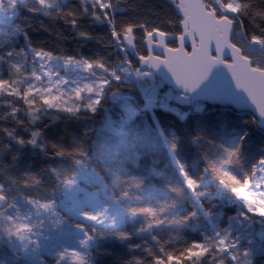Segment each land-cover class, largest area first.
Listing matches in <instances>:
<instances>
[{"label": "snow or ice", "instance_id": "obj_1", "mask_svg": "<svg viewBox=\"0 0 264 264\" xmlns=\"http://www.w3.org/2000/svg\"><path fill=\"white\" fill-rule=\"evenodd\" d=\"M15 3L16 0H7L6 6L0 3V12ZM32 3L35 11L51 21L62 20L68 25L78 46L94 41L115 49L121 58L110 65L98 56L84 58L63 48L59 53L31 44L22 49H5V41L0 39V245L11 246L17 264H29L63 225L40 175L12 172L18 148L34 147L45 155L51 153L54 158L71 160L77 168L86 156L83 142L71 135L63 138L66 142L49 143L42 134L48 124L41 127L38 123L44 117L49 118V123L61 116L65 123L82 119L84 113H94L122 81L130 76L148 77L150 70L161 64L187 91L194 90L216 65L223 64L235 87L247 94L264 117V0H165L166 18L157 13L155 20L130 15L136 6L126 0H79L78 4L69 0L65 7L60 0ZM125 16L127 19H121ZM95 26L102 27L103 35L90 30ZM56 37L67 39L60 32H56ZM189 43L190 52L186 50ZM224 56H230L231 62L226 63ZM61 68L66 75L60 74ZM70 84L74 87L69 89ZM6 153L11 157L7 164L3 163ZM225 154L222 162L208 165L212 177L243 203L246 214L241 219H248L250 213L264 218V159L237 179L225 168L240 164V146L225 150ZM178 167L184 187L193 196L201 195L197 192L199 183L187 175L183 166ZM45 171L55 177L58 187L71 189L76 182L73 170L53 167ZM117 173L118 169L111 172L109 198L119 213L145 218L137 232L147 234L151 241L135 245L142 255L127 264H246L248 252L227 231L217 232L202 242L179 243L175 235L161 239L160 230L165 226L179 229L196 213L168 220L165 213L174 207V202L159 209L121 205V201L132 198L130 188L139 189L141 183L121 179ZM171 191L177 196L180 193L178 189ZM107 213L105 208L95 215L84 214V219L95 225L107 221L115 226V217L110 219ZM76 227L84 232L79 247L87 249L93 237L83 226ZM47 251L55 257V264H89L86 255L77 249L57 250L50 246Z\"/></svg>", "mask_w": 264, "mask_h": 264}, {"label": "trees", "instance_id": "obj_2", "mask_svg": "<svg viewBox=\"0 0 264 264\" xmlns=\"http://www.w3.org/2000/svg\"><path fill=\"white\" fill-rule=\"evenodd\" d=\"M73 2L78 4L79 0ZM126 2L136 6L130 13L134 17L155 20V14L159 13L166 18L167 10L163 7L165 0ZM67 4L61 6L65 7ZM34 9L32 0H16L12 18H0V39H4L5 49H22L31 44L59 53L60 48H63L67 53H78L84 58L98 56L110 65L121 58V54L115 49L94 41L78 46L68 25L62 20L51 21ZM121 19H127V16ZM90 30L96 35H103L101 26ZM56 32L67 39H58ZM162 88L170 90L164 85ZM112 91L113 94L131 96L138 110L124 124L120 135L104 129L112 94L105 97L94 113H84L82 119H71L65 123L61 116L49 123V118L44 117L38 122L41 127L48 124L42 133L44 138L49 143H62L66 142L63 139L66 135H71L83 142L86 156L81 171L90 169L92 172H88L98 177L94 176L96 185L93 183L90 186L96 188L102 184L108 192L113 169H118L117 174L121 179L140 181L141 187L130 188L132 198L121 201V205L137 209H159L162 205L174 202V207L165 213L168 220L196 213L194 218L179 229L165 226L160 230L161 239L175 235L179 243L202 242L217 232L227 231L232 238H238L239 247L248 252L246 264H264V218L250 213L248 219H241L242 214H246L244 205L227 189L226 192L221 191L208 170L210 163L222 162L226 158L225 150H233L238 145L240 164L225 168L235 178L242 179L258 160L264 159V132L258 128L255 118L250 113L235 112L229 107L204 104L200 111L194 110L191 104L177 105L176 112L158 106L155 110H146L142 97L137 96V90L132 86L121 83ZM180 114H184V117H180ZM18 152L12 172L16 175H40L44 190L51 194L55 204L62 202L65 189L58 187L55 177L45 170L63 167L75 171L77 175L80 169L71 160L54 158L51 153L45 155L34 147H19ZM10 159V155L6 153L3 163L7 164ZM178 164L183 166L190 178L199 183L197 192L201 195L193 196L184 187ZM2 179L0 177V181ZM90 186L88 188L92 189ZM172 189L180 190L182 197H178ZM60 214L66 223L83 226L92 235V264H127L133 257L142 255L141 251L135 249V245L145 241L151 243L147 234L137 232L145 221L140 215L126 221L120 228L110 229L76 219L68 220L63 213ZM120 234L130 238L122 239ZM38 257L44 264H55V258L46 254ZM0 264H17L16 253L7 244L0 245ZM29 264L32 263L29 261Z\"/></svg>", "mask_w": 264, "mask_h": 264}, {"label": "rangeland", "instance_id": "obj_3", "mask_svg": "<svg viewBox=\"0 0 264 264\" xmlns=\"http://www.w3.org/2000/svg\"><path fill=\"white\" fill-rule=\"evenodd\" d=\"M0 3L6 6L7 0H0ZM15 5L11 9H7L5 7V10L0 12V18L10 20L15 14ZM36 68L39 69V65H36ZM59 71L61 75H66L63 68L59 69ZM121 83L135 88L137 90V96L140 98L142 97L144 104H155L164 110L169 109L174 112L177 110V105H190L186 96L174 93L171 90H163L162 83L157 80L152 73L150 76L142 79L130 76ZM71 87H74V85L70 84L68 86L69 89ZM192 108L196 111H200L203 109V105L200 103L192 104ZM137 111L138 110L136 109L131 96L120 93L113 94L110 97L109 109L106 111V123L104 125V129L114 133L115 135H120L124 124L131 120V118L137 114ZM179 116L184 117V114H180ZM79 169L80 170L76 175L75 184L71 189H65L63 201L56 204V211L59 216H62L60 213H63L68 220L76 219L96 227L110 229L120 228L126 221L134 218L129 216L127 213H119L117 206L114 205L112 200L109 198L110 194L105 190L104 185L100 184V186H97L96 188L90 186L93 183V185H96V179L94 178L95 175L90 173L92 172L90 169H88L90 172L84 170L81 171V167H79ZM95 177L98 179L97 176ZM88 186L92 187V189H89ZM220 190L226 192V190L222 187ZM105 208L108 209L107 215L110 219L115 217V226H110L107 221L104 225H95L84 219V214L95 215L98 212L103 211ZM83 229L85 230L84 227ZM82 239H84V232L78 227L71 225L70 223H66L63 220L62 229L52 234V240L45 244L44 249H42V251L38 253L35 258H32L30 262L32 264H38L40 262L38 257L40 254H46L55 258L54 256L49 255L47 251L50 246H55L57 250L62 247L77 249L83 252L87 257L89 264H92L91 248L94 244L93 238L89 241L87 249H80L79 241Z\"/></svg>", "mask_w": 264, "mask_h": 264}, {"label": "water", "instance_id": "obj_4", "mask_svg": "<svg viewBox=\"0 0 264 264\" xmlns=\"http://www.w3.org/2000/svg\"><path fill=\"white\" fill-rule=\"evenodd\" d=\"M61 5H66L67 0H60ZM187 51H191L189 46ZM226 63L231 62L230 56H224ZM154 77L166 88L173 92L186 96L191 104L201 103L209 106L229 107L235 112L250 113L256 120L258 128L264 132V117H261L256 106L248 98L242 89H237L232 81L231 75L223 64L216 65L208 77L202 81L194 90L187 91L176 84L171 74L161 64L157 69L150 70ZM155 104L147 103L146 110H155Z\"/></svg>", "mask_w": 264, "mask_h": 264}, {"label": "clouds", "instance_id": "obj_5", "mask_svg": "<svg viewBox=\"0 0 264 264\" xmlns=\"http://www.w3.org/2000/svg\"><path fill=\"white\" fill-rule=\"evenodd\" d=\"M182 195H183L182 193H179L178 197H182Z\"/></svg>", "mask_w": 264, "mask_h": 264}]
</instances>
